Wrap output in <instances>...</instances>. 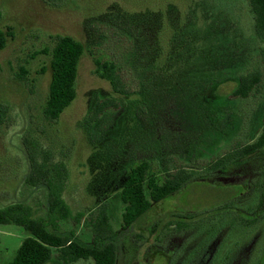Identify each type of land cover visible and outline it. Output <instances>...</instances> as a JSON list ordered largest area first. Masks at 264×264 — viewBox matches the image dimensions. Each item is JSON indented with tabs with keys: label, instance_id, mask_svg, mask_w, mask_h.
<instances>
[{
	"label": "rangeland",
	"instance_id": "rangeland-1",
	"mask_svg": "<svg viewBox=\"0 0 264 264\" xmlns=\"http://www.w3.org/2000/svg\"><path fill=\"white\" fill-rule=\"evenodd\" d=\"M147 12L160 14L161 25ZM0 13V30L10 33L0 49V104L8 108L0 122V208L23 202L34 216L44 215V189L26 183L28 144L36 142L68 171L63 198L71 216L57 221L60 229L92 241L90 219L105 203L116 233L115 264H264V148L224 170H204L237 143L255 141L264 125V76L260 92L230 98L262 45L247 0H0ZM136 14L151 18L144 32L160 35V57L152 64L161 74L145 70L142 35H130L126 18ZM64 34L86 50L76 98L51 122L43 114L51 49ZM94 56L114 60L139 87L89 125L94 103L113 95L112 70L97 73ZM142 160L159 181L174 166L197 171L123 229L121 189ZM29 235L0 224V264ZM46 264L95 263H65L54 255Z\"/></svg>",
	"mask_w": 264,
	"mask_h": 264
},
{
	"label": "trees",
	"instance_id": "trees-1",
	"mask_svg": "<svg viewBox=\"0 0 264 264\" xmlns=\"http://www.w3.org/2000/svg\"><path fill=\"white\" fill-rule=\"evenodd\" d=\"M247 1L253 15V32L262 45L259 47L258 62L252 69L239 75L237 85L230 95L232 99L247 98L254 92H260L263 85L264 0ZM143 14L150 15L151 13ZM137 15L133 17L129 15L126 18L127 23L133 28L130 35L133 39L139 33L142 35L141 45L145 49L142 52L148 59L145 70L151 67L153 72L161 74L163 70H158L159 66L152 64L158 62V57H160L157 53V49L159 50L158 47L161 45L160 35L157 39L156 33L147 32L150 31V28L145 29V32L142 30L143 26L148 25L144 21H154L156 25H161L162 19L158 16L160 14H151L152 21L151 18L141 20ZM156 16H158L157 20ZM137 18L139 19L137 20ZM137 21L140 23L138 24ZM8 34L10 33L0 30V49L5 46ZM130 43H132V39H130ZM85 50L83 42L71 35L55 36L49 64L51 71L49 93L43 109L44 117L47 120L57 121L76 98L75 84L78 65ZM172 51L174 52V49ZM161 55H163L162 52ZM94 63L97 73L103 69L112 70L109 82L113 95L100 98L94 103L85 120L89 125L96 122L107 110L119 109L120 98L134 93L139 87L138 81L131 80L132 75L126 74L114 60H101L94 56ZM22 71L23 74L27 73L25 69ZM7 110L5 104H0V122L5 120ZM28 146L30 169L26 183L44 189L45 213L43 216H34L32 208L23 202L11 203L0 208V224H15L30 233L23 239L14 257L7 264H46L54 255L65 263L92 258L95 264H115L117 259L116 233L111 229L109 223L107 205L102 203L95 211L94 218L90 219L89 223L93 228L92 241L84 242L74 232L61 230L57 221L71 216V210L63 198V189L68 177L66 165L63 161L59 163L51 161V152L38 147L36 142H30ZM262 148H264V125L255 141L248 144L237 143L233 148L210 161L204 170L213 172L224 170L239 160L247 159ZM196 171L183 166H174L170 168L169 175L159 181L156 176L150 174L148 160H142L133 166L120 193L124 203L123 229L132 227L147 214L152 205L166 200L191 181L195 177ZM82 217L83 214L80 213L78 220ZM169 221V224H173L172 219ZM154 228L156 226L152 228V231Z\"/></svg>",
	"mask_w": 264,
	"mask_h": 264
},
{
	"label": "flooded vegetation",
	"instance_id": "flooded-vegetation-1",
	"mask_svg": "<svg viewBox=\"0 0 264 264\" xmlns=\"http://www.w3.org/2000/svg\"><path fill=\"white\" fill-rule=\"evenodd\" d=\"M260 194H261V191H260ZM260 196V195H259Z\"/></svg>",
	"mask_w": 264,
	"mask_h": 264
}]
</instances>
